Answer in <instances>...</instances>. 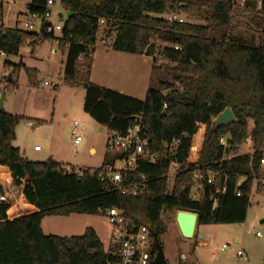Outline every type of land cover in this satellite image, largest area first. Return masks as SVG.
Returning <instances> with one entry per match:
<instances>
[{
    "label": "trees",
    "instance_id": "obj_1",
    "mask_svg": "<svg viewBox=\"0 0 264 264\" xmlns=\"http://www.w3.org/2000/svg\"><path fill=\"white\" fill-rule=\"evenodd\" d=\"M48 1L31 0L28 13L44 14ZM62 6L73 16L62 24L58 36L47 34L45 23L41 33L0 25V52L17 57L23 47L28 46L33 53L45 41H57L66 57L64 83L73 88L86 85L84 110L99 126L125 135L139 124L147 133L151 152H159L164 143L178 141L177 155L156 164L138 160L130 181L146 176L148 194L124 195L104 169L128 154L107 160L101 169L79 173H67L52 159L29 161L12 144L23 118L1 111L0 167L8 169L12 188L37 211L9 220L10 202L0 201V264L107 263L110 257L93 228H87L82 236H47L42 221L50 216H95L119 208L134 224L149 227L159 240L168 232L162 221L164 209L197 214V228L244 223L252 185L255 180H264L260 165L264 149V44L257 46L253 40L227 35L234 0H62ZM243 7L264 15V0H245ZM170 14H184L204 24L170 22L164 17ZM105 41L111 42L115 52L152 58L153 70L159 68L158 57L173 64L174 83L182 90L159 82L141 101L92 83L93 54ZM25 69L35 86L32 71H36ZM226 109L233 111L237 122L215 128V119ZM248 136L254 142V153L225 159L227 151L242 145ZM223 138L226 147L221 145ZM172 161L179 169L170 187ZM195 171L218 175L217 185H207L198 200L191 198ZM241 178L246 181L238 185ZM223 186L226 192L217 195L218 206L214 208L211 196ZM5 193L0 181V196ZM153 253L157 255L155 244Z\"/></svg>",
    "mask_w": 264,
    "mask_h": 264
},
{
    "label": "rangeland",
    "instance_id": "obj_2",
    "mask_svg": "<svg viewBox=\"0 0 264 264\" xmlns=\"http://www.w3.org/2000/svg\"><path fill=\"white\" fill-rule=\"evenodd\" d=\"M30 2L31 0H0V6L2 5L0 25L4 28L5 26L16 28L17 22L25 23L27 17L22 13L26 11ZM51 12L50 22L56 25L57 16L63 12L62 0H55ZM179 16L186 23L204 24L184 14ZM225 31L232 37L246 41L253 40L257 46L264 44V15L247 11L236 3L230 24ZM99 34H102V30ZM55 35L58 36L59 32ZM97 47L94 68L90 76L92 83L114 91H123L127 96L141 101L145 100L148 90L157 87L159 82H168L174 85L175 90H182V86L174 83L173 80L171 69L174 65L163 58L158 57L163 64L153 70L150 58L140 55L116 57V54L104 50L111 48L110 41L100 42ZM54 51L56 53H53ZM65 59L55 40L45 41L37 46L33 53L32 49L26 46L21 49L17 57L0 55V98L5 90L6 113L23 118L16 127V139L12 144L32 162H46L53 157L55 162L65 168L70 167L77 173L81 170L101 169L107 160L114 159L120 153L108 150L109 131L99 126L85 112L86 89L82 86L73 88L64 83ZM6 62L11 65L6 66ZM162 66L164 69H160ZM25 67L38 72L37 74L32 71V76L36 75L35 86L31 84L30 75ZM27 122L34 123L35 127H28ZM75 123L79 124L78 135L82 138L78 146L74 145L72 136ZM36 147L40 148V152L35 151ZM91 148L95 149V153L90 152ZM245 151L242 144L227 151L225 159L243 155ZM112 167L122 169L125 167V162L120 159L115 160ZM0 180L3 182L1 177ZM173 181L174 178L171 176L170 187ZM263 181V179L255 180L252 185L251 206L244 223L203 226L207 238L206 246L194 245L197 239L196 232L192 240L184 239L176 223L178 211L164 209L162 221L168 232L160 238V242L168 264H179L183 255L190 258V261L195 260L196 264H263ZM5 190L11 198L17 200L19 195L17 191L13 188L10 190L9 187ZM191 198L198 200L200 196L193 190ZM87 228L96 229L100 233L104 248L107 250L112 229L104 214L50 216L43 222V233L47 236H82ZM258 232L262 234V238L257 237ZM223 246H227L228 249L222 251ZM238 252H242L244 256L238 257Z\"/></svg>",
    "mask_w": 264,
    "mask_h": 264
},
{
    "label": "built area",
    "instance_id": "obj_3",
    "mask_svg": "<svg viewBox=\"0 0 264 264\" xmlns=\"http://www.w3.org/2000/svg\"><path fill=\"white\" fill-rule=\"evenodd\" d=\"M235 4L243 6L245 0H234ZM261 2V0H259ZM54 5L52 0L48 1L47 8L44 14L28 13L27 21L24 24V31L41 33L43 24H47L45 32L47 34H55L62 30L61 22L56 25L50 22L52 17L51 7ZM165 18L170 22L185 23V21L176 14L166 15ZM104 24V20L101 21V25ZM178 50V48H175ZM53 53H56L55 51ZM1 56H6L4 52H0ZM161 60H156V66L162 65ZM5 74L4 77H6ZM167 109V105L164 106V110ZM28 127H35L34 123L27 122ZM79 124L75 123L72 130V136L74 137V145L78 146L82 142L81 136L78 135ZM179 142L164 143L159 152H151L149 150L147 133L141 125H137L131 128L127 134L119 135L116 132H110L108 138V150L111 152H118L120 154H128L125 162V167L122 169H115L112 166H108L104 169V174L110 177L115 187L124 195H130L133 197H139L148 194V179L144 175L138 176L136 181H130V175L135 173L138 160H143L145 163L156 164L160 160L172 159L177 155ZM221 145L226 147V139H221ZM243 147L246 149L245 154H253L255 151L254 142L251 136H248ZM35 151H40L39 147L35 148ZM261 167H264V156L260 161ZM174 168V169H173ZM179 166L172 161L169 173V178L172 176L175 178L178 174ZM67 173H72L70 167L65 168ZM103 176V174L101 175ZM218 175L211 171L206 176L201 171H195L192 174L193 189L199 195L200 192L207 186H216V177ZM173 181V183H174ZM245 178H241L238 185H241ZM264 182V181H263ZM173 183L171 185H173ZM226 192L225 186L222 188H216V194L211 196L214 208L218 206V194ZM240 197L241 194L237 193ZM9 194L5 193L0 196L1 202H10ZM102 214L107 218V221L112 229L111 237L109 240V247L106 253L110 257L106 264H154L156 255L153 253V246L155 240L151 229L147 226H141L134 224L131 220L127 219L124 211L119 208H111L104 211ZM258 238H262L260 232L257 233ZM227 246L221 248L222 251H226ZM242 252H238V257H243ZM179 264H187V257L181 256ZM264 264V263H263Z\"/></svg>",
    "mask_w": 264,
    "mask_h": 264
},
{
    "label": "water",
    "instance_id": "obj_4",
    "mask_svg": "<svg viewBox=\"0 0 264 264\" xmlns=\"http://www.w3.org/2000/svg\"><path fill=\"white\" fill-rule=\"evenodd\" d=\"M73 16L72 12H61L57 18L58 22L64 23ZM12 76H10L11 79ZM86 89V85L83 86ZM5 90L3 91L0 98V112L4 111L5 104ZM140 120V119H139ZM138 120V121H139ZM237 122V119L231 109H226L222 114H220L214 121V127L220 128L224 125ZM176 223L181 233V236L186 240H192L195 236L197 224H198V215L186 211H178L176 215ZM155 240V245L157 248V255L154 261V264H168L164 248L158 239V237L153 234Z\"/></svg>",
    "mask_w": 264,
    "mask_h": 264
},
{
    "label": "crops",
    "instance_id": "obj_5",
    "mask_svg": "<svg viewBox=\"0 0 264 264\" xmlns=\"http://www.w3.org/2000/svg\"><path fill=\"white\" fill-rule=\"evenodd\" d=\"M29 5V4H28ZM22 14H24V16L25 17H27V14H28V6H27V8H26V11L25 12H23ZM59 16V15H58ZM58 16H57V18H58ZM58 21V20H57ZM24 24L25 23H21L20 21L19 22H17V24H16V28L17 29H19V30H23L24 29ZM19 26V27H18ZM5 28H9V27H7V26H5ZM16 28H11V29H16ZM97 50H98V47H96V49H95V53L93 54V62H92V71H93V68H94V59H95V56H96V52H97ZM104 50H106L107 52H109V53H114V54H116L117 56L116 57H122V56H124V55H127V56H137V55H132V54H125V53H119V52H115V51H113L112 50V48H109V49H104ZM120 55V56H119ZM141 57H146V56H141ZM146 58H150V57H146ZM151 60H152V58H150ZM152 69H153V62H152ZM36 71V70H35ZM91 71V72H92ZM37 72V71H36ZM37 74H38V72H37ZM98 85V84H97ZM99 86H101V87H104V86H102V85H99ZM105 88V87H104ZM108 89V88H107ZM112 90V89H111ZM118 92V91H117ZM119 93H122V94H125L126 95V93L125 92H123V91H121V92H119ZM4 111H5V105H4ZM6 112V111H5ZM36 152H40V151H36ZM90 152L91 153H95V149L94 148H91L90 149ZM24 156V155H23ZM50 159H52L53 160V157L51 158L50 157ZM49 159V160H50ZM0 177L2 178V180H3V182L1 181V183H3V185H6V186H4L5 187V189H6V187L8 188L9 187V189L10 190H12V177H11V173L8 171V169H6V168H4V167H0ZM7 185H9V186H7ZM8 192V191H7ZM9 199H10V205H11V208L9 209V211H8V213H7V215H8V219L9 220H13V219H15V218H18V217H20V216H24V215H27V214H32V213H35L37 210H36V208L35 207H33V206H31V205H29L27 202H26V200H25V198H24V196H23V194L22 193H19V195H18V197H17V200H14L13 198H11V196L9 197ZM45 220V219H44ZM44 220L42 221V230H43V222H44ZM95 231H96V233H97V235L99 236V238L101 239V241H102V238H101V235H100V233H98V231L96 230V229H94ZM44 232V231H43ZM196 235H197V239L195 240L196 242H195V244L194 245H199V246H206L207 245V243L205 242V240L207 239L206 238V234H205V231H203V226L202 227H198V228H196ZM102 243H103V241H102ZM104 245V244H103ZM190 258H187V264H196V262H195V260H192L191 259V261L189 260ZM179 263H180V261H179Z\"/></svg>",
    "mask_w": 264,
    "mask_h": 264
}]
</instances>
